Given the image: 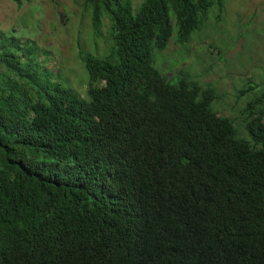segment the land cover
<instances>
[{"label":"trees","instance_id":"16d2710c","mask_svg":"<svg viewBox=\"0 0 264 264\" xmlns=\"http://www.w3.org/2000/svg\"><path fill=\"white\" fill-rule=\"evenodd\" d=\"M80 1L106 37L82 95L0 30V264H264V92L240 137L212 88L151 65L224 0Z\"/></svg>","mask_w":264,"mask_h":264},{"label":"rangeland","instance_id":"374dc122","mask_svg":"<svg viewBox=\"0 0 264 264\" xmlns=\"http://www.w3.org/2000/svg\"><path fill=\"white\" fill-rule=\"evenodd\" d=\"M222 10L218 21L211 18L187 44L170 40L164 50L153 51L151 65L163 77L180 72L212 88L216 98L211 110L233 119L238 135L244 137L243 108L264 92V0H224ZM0 30L21 42L32 41L38 59L57 70L79 95L85 75L78 52H105V29L93 33L80 0H19V5L0 0Z\"/></svg>","mask_w":264,"mask_h":264}]
</instances>
